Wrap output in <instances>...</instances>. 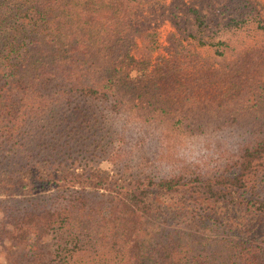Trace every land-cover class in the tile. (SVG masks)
I'll use <instances>...</instances> for the list:
<instances>
[{"label":"trees","instance_id":"obj_1","mask_svg":"<svg viewBox=\"0 0 264 264\" xmlns=\"http://www.w3.org/2000/svg\"><path fill=\"white\" fill-rule=\"evenodd\" d=\"M144 3L158 1L0 0V264H264V41L246 58L217 41L198 75L136 101L121 80L155 69ZM166 15L208 42L203 10ZM159 194L192 226L159 223Z\"/></svg>","mask_w":264,"mask_h":264},{"label":"rangeland","instance_id":"obj_2","mask_svg":"<svg viewBox=\"0 0 264 264\" xmlns=\"http://www.w3.org/2000/svg\"><path fill=\"white\" fill-rule=\"evenodd\" d=\"M158 3H154L153 6H150L149 3H144L143 7V16H149L152 20L150 26L155 28L157 36V44L154 47V50L151 51V66L155 69H150V72L146 74L145 77L139 76L143 79L134 80L137 75L135 70H130L127 74L122 75V88L125 89L126 94H132L135 96L136 101H140L139 98L141 94H144V97L149 100H160V98H166L167 91L170 92L174 87H167L170 85L176 86L177 83L181 84V78L183 76L198 75L194 70V67H197L196 64L203 62L206 58L213 60L217 58V54L214 53L212 48L213 44L217 41H230V44L234 46L235 51H241V54L246 58L248 57V45L250 43L264 41V0H157ZM188 5H194L195 8L203 10L204 15L207 18H210L211 31H206L205 39L208 40L205 44H201L198 39L185 38L183 33L175 27L171 20L166 14H169L170 10H174L177 15H179V20L182 17V9L186 8ZM164 11V12H163ZM239 16L245 19H241L240 25H233L229 19L230 16ZM152 17L150 15H154ZM189 21L195 24L194 17L191 16ZM231 24L228 25L227 23ZM260 25L263 27L261 28ZM174 33V39L178 40L182 44L183 49L181 53L175 52L173 43L169 46V36ZM141 45V40L139 39ZM176 44V43H174ZM212 44V46H211ZM264 44V43H263ZM169 46V49L166 47ZM177 48L178 45L176 44ZM181 54V55H180ZM230 53L224 57V62L231 63L235 60V56ZM177 57V58H176ZM176 58L175 71L177 77L173 79L171 71H167L165 66H170L171 59ZM184 60L188 69H181L179 65L180 60ZM214 66L219 67L217 64ZM195 65V66H194ZM184 66V65H183ZM192 66V67H191ZM194 68V70H193ZM211 68L212 67L211 65ZM244 72L247 70V66L243 65ZM223 71H226L223 70ZM194 72V73H193ZM251 75H254L252 73ZM228 81L226 74L224 75ZM239 77V73H238ZM146 79L147 81V90L141 85V80ZM218 82H214L210 88L211 96H214L215 92L213 88L217 86ZM223 83V81L219 82ZM167 88V91H166ZM153 92L155 95H153ZM173 92H170L171 95ZM160 97V98H159ZM173 99V98H172ZM170 99V100H172ZM142 101V100H141ZM168 111V115H172L175 111L171 110L169 107H165ZM100 167L107 170H111V166L108 162H100ZM2 166H0V170ZM5 193H2L0 196L3 197ZM155 206L158 208V222L168 228H171L175 225L192 226V223L189 221H180L183 214L180 216L177 215V205L176 197L171 194H159L156 197ZM11 216L9 213H5L0 209V263H5L6 260V249L8 247V242L3 238L2 231L4 228H10Z\"/></svg>","mask_w":264,"mask_h":264}]
</instances>
